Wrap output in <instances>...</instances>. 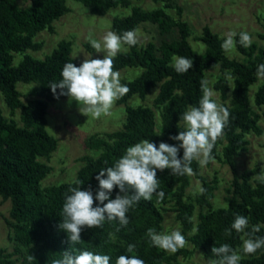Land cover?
<instances>
[{
	"label": "trees",
	"instance_id": "1",
	"mask_svg": "<svg viewBox=\"0 0 264 264\" xmlns=\"http://www.w3.org/2000/svg\"><path fill=\"white\" fill-rule=\"evenodd\" d=\"M78 1L98 15L106 14L113 7H130L128 14L113 19L112 30L118 35L133 29L138 31L143 23H152L160 33L174 34V37L160 43L149 41L144 45L128 46L126 52L121 51L114 58V70L143 68L137 77L124 81L130 91L117 100L118 104H125L123 126L89 136L87 146L97 155L85 154L80 158L84 163L73 181L42 186V180L53 169L42 158H50L59 144L47 129L49 102L68 97L58 95L59 89L54 95L48 85L62 79L65 63L80 66L81 62L72 55V41L69 39L60 40L44 58L25 52L41 49L43 41L36 40L37 35L46 29L53 30L54 22L68 13L70 7L66 0H0V92L12 114L7 117L0 106V195L11 201L7 221L12 227L11 238L15 244L13 251L0 248V264H15L18 259L20 264H30L29 255L35 257L31 264H52L53 260L62 258L65 250L74 254L84 250L106 254L111 257L109 264H115L119 255H136L145 264H187L179 256H188L192 250L183 248L174 254L169 253L151 245L147 236L149 228L162 233L165 205L171 203V209L181 224L180 232L195 248L201 249L206 258L218 259L212 253V247L228 244L241 250L240 264H264V248L255 254H243V240L248 237L231 229L237 214L248 217L246 232L251 231L252 225H264V183L257 179L264 175V170L257 166L239 172L236 162V156L249 144L247 134L263 132L259 123L261 114L255 106H264V78L260 80L257 75L258 66L264 64V47L257 43L243 47L239 43V33L245 31H239L234 38L235 45L245 60L231 58L221 47L226 37L205 25L200 34L194 35L205 45L200 51L190 41L193 31L188 22L168 12L172 7L170 0H162L163 5L151 9H145L133 0ZM18 52L25 54L15 64V53ZM174 57L192 59V68L186 73H177L172 66ZM217 65L223 75L216 80L214 87L220 92L222 104L228 108L230 117L212 156L226 161L233 170L234 177L227 188L230 194L226 198L227 204L212 205L210 199L215 186L200 173L201 166L194 160L191 167L206 189L203 194L199 193L195 198L188 196L190 175L174 176L170 169L157 170L158 191L165 193L163 201L157 202L156 194L150 201L141 199L127 213L129 223L126 227H121L118 220H105L102 228L85 227L80 243L70 244L67 233L59 227L65 194H71L68 189L75 187V181L80 180L83 181L81 190L91 189L95 197L99 189L95 177L100 169L114 166L129 146L144 139L157 147L160 142L178 146L181 142L170 137L186 130L182 114L190 106H199L203 96L200 82L207 79V72ZM19 82L35 84L28 92L27 101L22 98ZM257 82L260 83L252 99V87ZM155 87L158 92L154 106L129 104L134 95L145 99ZM17 110H20L19 120L13 117ZM178 157H183L182 148ZM117 194H121L120 190L114 187L109 198L115 199ZM97 204L99 201L94 200V206ZM197 204L200 210L195 219ZM225 229H231L230 236L225 235ZM257 237H264V227L254 234L253 238ZM129 244L135 245L133 253L127 252Z\"/></svg>",
	"mask_w": 264,
	"mask_h": 264
},
{
	"label": "clouds",
	"instance_id": "2",
	"mask_svg": "<svg viewBox=\"0 0 264 264\" xmlns=\"http://www.w3.org/2000/svg\"><path fill=\"white\" fill-rule=\"evenodd\" d=\"M236 36L237 33L231 31L221 47L226 51L233 49ZM89 42L97 53H104L103 59L85 58L80 66L67 62L61 71L62 79L59 82H50L48 86L54 95L59 89L58 95H66L78 104H83L85 107L83 111L80 110L81 113L98 119L102 115H111L115 102L130 91L126 84L121 83L120 72L114 70V58L121 51L128 50L125 45L135 46L140 39L138 31L133 29L125 31L122 35L108 31L102 42L90 35ZM239 43L243 47H250L251 35L247 32L239 33ZM172 66L177 73H186L192 68L193 60L174 57ZM257 75L264 78V64L258 66ZM200 86L203 96L199 106H190L182 114L186 130L170 137L181 142L178 146L160 142L157 147L155 143L144 139L129 146L114 166L100 169L95 177L99 182L95 197L91 189L81 190L80 185L83 181L80 180L75 181V187L68 189L71 194H65L61 214L63 219L59 227L67 233L70 244L80 243L81 232L85 227L102 228L105 220H118L121 227H126L129 223L127 213L141 199L150 201L153 194H156L157 202L163 201L165 193L162 190L158 191L157 170L170 169L174 176L193 175L191 164L194 160L204 167L214 159L212 150L218 139L223 138L224 129L229 124L230 112L223 104L213 99L214 93L207 79H202ZM180 148L183 149L182 158L178 157ZM257 179L264 183V175ZM114 187H118L121 194H117L115 199H110ZM205 191L203 187L199 188L200 194ZM94 200L99 201V204L94 206ZM261 227L264 225H252L251 231L246 232L245 229L249 228L248 217L236 215L231 229L248 237L243 240V254H255L264 248V237L253 238ZM231 229H225L226 236L231 235ZM119 230L117 228V231ZM147 236L151 245L173 254L185 248L188 243L179 230L157 233L155 228H149ZM134 249L135 245L129 244L127 252L133 253ZM211 251L218 259L212 260L210 264H240L242 259L241 250L233 249L228 244L214 246ZM27 259L31 264L35 257L29 255ZM110 259L109 255L95 254L87 250L78 251L76 254L65 250L62 258L53 260L52 264H109ZM115 264H145V261L136 255L130 257L119 255Z\"/></svg>",
	"mask_w": 264,
	"mask_h": 264
},
{
	"label": "rangeland",
	"instance_id": "3",
	"mask_svg": "<svg viewBox=\"0 0 264 264\" xmlns=\"http://www.w3.org/2000/svg\"><path fill=\"white\" fill-rule=\"evenodd\" d=\"M135 4H140L145 9H151L164 4L162 0H133ZM70 11L54 22L53 30L41 31L36 40L43 41V47L39 50L29 49L25 53L32 54L38 58H44L47 54L57 46L62 39L72 41V55L81 63L85 58L103 59L104 53H97L89 42V36L102 42L103 36L112 31V22L116 17L124 16L131 11L130 7H113L106 14L98 15L90 11V9L78 0H66ZM172 7L168 12L176 18L186 20L193 31L190 41L193 46L200 51L205 49V45L195 39L194 35L201 33L205 25L218 32L221 36L227 37L231 31L238 33L245 31L251 35L252 43H257L264 47V0H170ZM181 7V10H179ZM116 33V32H115ZM140 45H144L149 41L160 43L163 39H171L174 34H162L158 27L152 23H143L138 29ZM117 34V33H116ZM129 49L127 45H125ZM24 52L15 53V64L22 59ZM226 54L238 60H245V56L241 54L236 45L233 49L226 51ZM143 68L127 67L119 70L121 74V83L137 77ZM223 75L220 66L217 65L207 72V80L209 87L213 91L215 99L222 104L220 92L214 87L216 80ZM230 76V75H229ZM262 80V78H260ZM259 80V81H260ZM233 82V80H232ZM260 82L252 87V99ZM35 84L19 82L18 88L23 92V100L29 98L28 92ZM158 92V87L152 89L151 93L145 99L138 95H134L129 104L138 105L145 104L154 106V98ZM0 106L7 117H11V110L7 106L2 93L0 92ZM255 106V105H254ZM83 104L70 97L62 98L57 101L49 102L47 114V129L49 133L55 136L58 141V148L53 152L50 158H42L50 164L52 171L42 180V186L59 184L62 182L73 181L79 168L83 165L80 160L85 154L97 155L87 146V139L94 133H103L120 129L126 118L125 104L115 102L111 109V115H102L100 118L87 116L81 111L84 109ZM256 110L261 114L259 121L263 132L257 134L255 132L247 134L249 144L245 150H242L236 156L237 170L239 172L261 167L264 170V106ZM81 110V111H80ZM13 117L20 119V110H17ZM158 126L161 123V115L157 113ZM200 173L207 177L215 186L213 195L210 199L213 206H221L227 204V197L230 196L227 188L231 185L234 177L233 170L226 161L221 159H213L207 166L200 167ZM264 174V171H263ZM191 176V183L187 187V194L193 198L199 194V188L203 187L202 181L195 175ZM172 203L165 205L167 210L164 211V222L162 233H171L173 230H181V224L176 218V213L171 209ZM11 201L4 200L0 195V248H6L8 251L14 250L13 230L7 219L10 218ZM207 209V207H205ZM200 205H196L194 218H198ZM185 248L192 250L188 256L180 255L181 261L187 264H210L214 259L205 257L201 249H197L187 240ZM17 258V256H15ZM15 264H20V260H16Z\"/></svg>",
	"mask_w": 264,
	"mask_h": 264
}]
</instances>
